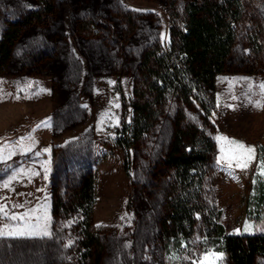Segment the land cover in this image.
<instances>
[{"label": "rangeland", "instance_id": "rangeland-1", "mask_svg": "<svg viewBox=\"0 0 264 264\" xmlns=\"http://www.w3.org/2000/svg\"><path fill=\"white\" fill-rule=\"evenodd\" d=\"M54 1L45 21L21 29L0 73V264H74L76 214L54 217L51 200L53 191L65 200L88 172L102 264H229L199 227L175 251L161 246L158 221L170 182L160 162L172 111L130 146L128 171L115 142L122 114L117 81L129 122L135 67L146 47L167 39L168 0ZM35 5L0 0V33ZM261 85L264 0H245L209 115L216 152L205 188L230 233L264 234V210L258 214L252 200L264 183Z\"/></svg>", "mask_w": 264, "mask_h": 264}, {"label": "trees", "instance_id": "trees-1", "mask_svg": "<svg viewBox=\"0 0 264 264\" xmlns=\"http://www.w3.org/2000/svg\"><path fill=\"white\" fill-rule=\"evenodd\" d=\"M35 1L34 7L20 19L8 21L0 33V73L6 70L21 29L45 21L54 9V0ZM244 10L245 0H183L181 6L168 0L167 39L146 47L135 67L129 122L117 81L122 114L115 142L128 171L130 146L171 110L170 137L160 162L170 182L158 221L162 248L175 251L199 227L229 264H264V234L226 232L220 210L205 188L216 152L209 119L215 104V77L228 66ZM194 110L196 117L191 115ZM252 200L259 214L264 210L263 182L257 184ZM93 204L91 172L80 178L65 200L53 191L52 215L76 214L74 264H102L103 244L92 222ZM250 204L248 198L246 209Z\"/></svg>", "mask_w": 264, "mask_h": 264}, {"label": "snow or ice", "instance_id": "snow-or-ice-1", "mask_svg": "<svg viewBox=\"0 0 264 264\" xmlns=\"http://www.w3.org/2000/svg\"><path fill=\"white\" fill-rule=\"evenodd\" d=\"M261 87H264V85H261ZM236 148L241 149V150H245L248 154H251L254 151L250 147L247 148V149H245V146L243 144H236ZM249 159H251V155H249ZM238 166L239 167H247V163L238 164ZM262 174H264V172H262ZM0 211H3V207L2 206H0ZM5 215H7V213H5ZM19 218L22 219L23 217H19ZM11 219H14L15 220V219H18V217H16L15 215H13L11 217ZM43 235L47 236V235H49V233L45 230V231H43Z\"/></svg>", "mask_w": 264, "mask_h": 264}]
</instances>
